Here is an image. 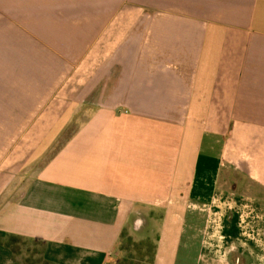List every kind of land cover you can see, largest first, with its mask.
I'll use <instances>...</instances> for the list:
<instances>
[{
  "label": "crops",
  "instance_id": "crops-1",
  "mask_svg": "<svg viewBox=\"0 0 264 264\" xmlns=\"http://www.w3.org/2000/svg\"><path fill=\"white\" fill-rule=\"evenodd\" d=\"M9 62L67 64L30 151L3 130ZM0 70V264H27L12 238L48 264H117L123 232L155 264H264L231 213L264 210V0H0Z\"/></svg>",
  "mask_w": 264,
  "mask_h": 264
},
{
  "label": "rangeland",
  "instance_id": "rangeland-1",
  "mask_svg": "<svg viewBox=\"0 0 264 264\" xmlns=\"http://www.w3.org/2000/svg\"><path fill=\"white\" fill-rule=\"evenodd\" d=\"M74 50L76 56H80V48H74ZM9 53L17 55V48H14V52ZM23 54L36 55L37 53L33 51V48H23ZM16 55L10 58L17 59L18 57ZM3 65L7 67L8 70H3L9 73V77L21 78H9L8 80H4V88H6V82H8L9 93L3 95V99H6V102L9 105L8 117L6 111L3 112V114L5 115L4 118H9V127L3 128V130L10 136L9 140L11 139L12 135L14 136V139L9 142V150H12L14 146L18 145V141L21 138L16 139L15 137H18V133L24 130L25 151H30L32 147V142H30L32 140V135L34 133L35 135H37L36 132H38L40 128L42 130V135L47 133L50 129L49 122L53 119L58 118L64 113L65 105L63 101L66 97L63 93L59 94L57 92L63 89L62 83L64 79L62 80V78L64 77L65 72H68L65 69L67 67V64H65L64 62H58L54 64H37L33 62H9L8 64ZM80 65L81 64L79 63L77 64L78 69ZM33 91H35L34 94L32 93ZM84 117L85 112L83 114L81 110H78L75 115L76 120L72 125L66 128H57V130L60 129L57 134L61 133L62 137L58 138V140H56V142L51 145L50 150L45 151L47 154L46 156H44V158L50 157L63 146L66 138L78 129L80 121H82ZM39 119H41L42 124L40 127L35 128V131H33V123L35 124ZM21 124H23L22 127H20ZM16 125H19V127ZM44 158L41 162L45 161ZM233 199L235 201L232 202V205L234 206V208H237V212L235 211V209H231V213L234 214L235 217L240 218V221L242 218V234L250 235L249 238L245 236L248 240L242 238L241 239L245 243H250L248 244V246H264V224L261 221V219L264 220V212H261L264 210H259V207L254 205L256 201L252 199H249V201L244 200L242 202L237 201L235 197ZM248 211L249 214H251V212H254L256 214L254 221L252 220V222L250 223L248 222L250 217H242L243 213L245 212L246 215ZM256 211H258L259 213H257ZM205 214L209 216V212H206ZM257 215L261 219H259ZM239 220L238 224H240ZM255 231H257L259 237H252L255 236ZM128 238H131V236L127 233V237L125 238V240H123L122 244L120 245V248L122 245L126 248L125 251H120L122 254L121 259L124 257H133L134 262L136 264H150L151 258L149 256L144 255L148 253L147 250L144 248L140 252L135 251V248L133 246H130ZM254 239H256V241ZM134 241L143 242L136 241L135 239ZM10 243L12 245L14 253L24 255L28 264H46L44 262V259L42 258L41 248L39 244L32 245L22 240L13 241L12 239L10 240ZM140 253L144 255L143 259L140 258Z\"/></svg>",
  "mask_w": 264,
  "mask_h": 264
},
{
  "label": "trees",
  "instance_id": "trees-1",
  "mask_svg": "<svg viewBox=\"0 0 264 264\" xmlns=\"http://www.w3.org/2000/svg\"><path fill=\"white\" fill-rule=\"evenodd\" d=\"M127 237V233L126 232H123L122 234V237H121V243L120 245L122 244L123 240H125V238ZM133 238H128V242L130 244V246H133L135 248V251H141L142 249H146L147 250V254H144L145 256H149L151 258V263L150 264H155V252H156V245L153 241L151 240H146L143 241V242H135L134 239L132 240ZM13 241H21V239L19 238H12ZM23 241V240H22ZM8 247H10L12 249V245L11 243L8 244ZM126 248L122 245L121 248H120V251L123 252L125 251ZM13 251V249H12ZM140 258L143 259L144 255H142L140 253ZM46 264H48L46 261H44ZM26 263L28 264L27 260H26ZM117 264H136L134 262V259L133 257H124L122 259H120Z\"/></svg>",
  "mask_w": 264,
  "mask_h": 264
}]
</instances>
